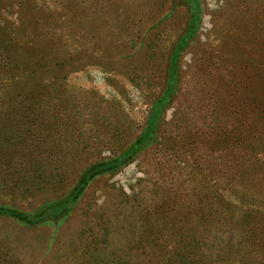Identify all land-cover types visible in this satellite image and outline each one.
<instances>
[{
    "label": "rangeland",
    "instance_id": "rangeland-1",
    "mask_svg": "<svg viewBox=\"0 0 264 264\" xmlns=\"http://www.w3.org/2000/svg\"><path fill=\"white\" fill-rule=\"evenodd\" d=\"M0 207V264H264V0H0Z\"/></svg>",
    "mask_w": 264,
    "mask_h": 264
},
{
    "label": "trees",
    "instance_id": "trees-1",
    "mask_svg": "<svg viewBox=\"0 0 264 264\" xmlns=\"http://www.w3.org/2000/svg\"><path fill=\"white\" fill-rule=\"evenodd\" d=\"M195 9H197V7H195ZM175 57V56H174ZM132 146L133 145H130V146H128L127 148H126V150H130V149H132ZM99 164V163H98ZM98 164L96 163V164H93V165H91V166H89L87 169H85V170H83V173H82V176L81 177H83L85 174H89V175H91L92 173H93V171L95 172V169H94V167H96V166H98ZM101 164H104L103 162L101 163ZM108 164V163H107ZM90 169H92V171L90 170ZM90 170V171H89ZM87 172H89V173H87ZM86 180V179H85ZM79 182V181H78ZM84 184V181L81 183V185L80 186H82ZM78 192L76 191L74 194H72V195H70L69 196V201L70 200H73L74 201V197H75V195L77 194ZM7 208V207H6ZM8 209H10L13 213H15L18 217V219H24V220H27V221H29V219H30V217H28L27 215H25L24 213H22L20 210H18V209H16L15 207H9L8 206ZM54 209H56V208H54ZM53 209V210H54ZM0 210H1V207H0ZM2 210H6L5 209V207L2 209ZM2 212H5V211H2ZM27 223V222H26ZM256 241H254V242H252L251 243V246H253V245H255L256 243H255Z\"/></svg>",
    "mask_w": 264,
    "mask_h": 264
}]
</instances>
